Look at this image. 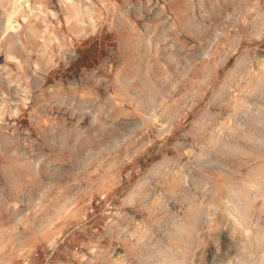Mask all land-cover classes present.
Here are the masks:
<instances>
[{"label":"rangeland","instance_id":"obj_1","mask_svg":"<svg viewBox=\"0 0 264 264\" xmlns=\"http://www.w3.org/2000/svg\"><path fill=\"white\" fill-rule=\"evenodd\" d=\"M0 264H264V0H0Z\"/></svg>","mask_w":264,"mask_h":264}]
</instances>
